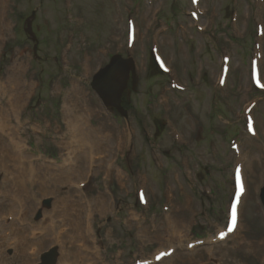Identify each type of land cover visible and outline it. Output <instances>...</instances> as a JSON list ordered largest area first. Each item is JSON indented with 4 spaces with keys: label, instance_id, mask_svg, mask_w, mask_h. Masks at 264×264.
Here are the masks:
<instances>
[{
    "label": "rangeland",
    "instance_id": "374dc122",
    "mask_svg": "<svg viewBox=\"0 0 264 264\" xmlns=\"http://www.w3.org/2000/svg\"><path fill=\"white\" fill-rule=\"evenodd\" d=\"M60 1L62 0H43V2L41 3L40 0H0V40L3 39L0 43V66H1L0 69L3 68L4 66L3 64H5V62L8 64V60L11 57V54L13 55V53H15V50L14 49L12 50L11 48L17 47L16 49L19 50L20 56H22V58L24 59L26 69L31 68L30 71L32 73V79L34 82V85L31 88V91L27 99V103L29 102L30 106L26 107L23 110L24 113L26 112L29 113V118L23 116V119L26 118L27 121L30 119V122L29 124L25 125L24 130L21 131L20 134L26 145L27 150H29L31 153H35L36 156H32L30 154L31 157L28 156L29 159L26 160L25 164L22 158H18L16 162L19 165V172H21L23 170V167H25V169L26 168L28 169L29 162L33 163L32 166L37 167L38 163L36 162V160L38 157H41L43 159L44 158L48 159V161L44 162V164L42 162H39L42 168V174H44V178L42 176L44 181L46 176L52 177L59 173L60 176H62L63 171L65 173L67 169L62 167V165L65 164V161H63L62 163V160L65 159V154H66L65 149L68 143H70V139L65 141H62V139H60V135L63 134L64 136L66 135V130H64L65 129L64 126L67 125L65 119L67 114H72L73 112L77 114L79 116V122H80L79 125L86 123L87 126L89 125L91 128H96V129L99 128L101 129V127L103 128L104 126V130L101 129V131H110V133H112L114 137H116L118 133L119 134L122 133L124 140H126L127 137L126 135L127 125L124 124L125 120H123V118H121L120 115L117 114L116 112L109 114L102 107L96 95L91 90L89 84H87L88 79L92 77V74L96 71L97 67L107 63L106 62L107 54L100 56L99 54L96 53H88L86 55L87 58L86 64H83L85 66H81V56H80L81 53L77 51V45L79 39H76V37L78 31L80 30L84 33L82 34V36L85 39H87V41L90 43L92 39L97 40V36L94 33H98L99 31L103 30L106 25L107 30L109 31L108 34L110 33L112 34L110 35L112 36L111 37V39L113 40L112 42L118 43L119 41L117 39H119L126 32L125 31L126 24L124 25L126 16L122 12V10L125 8L127 12L126 14H129L128 19H131L132 13L134 12L132 9L134 8L133 5L135 4V0H72V2L69 5L68 11H65L64 8L62 9V5ZM137 1L139 3V8H137L138 15L135 18L137 41L135 43V53H134L135 56L133 55L132 56L134 57L137 63V71H138L137 80L139 81L138 83L139 85L137 86L135 91H133L131 88H128L127 92H125L123 95V99L125 104H127V102L131 104V106H129L128 109L126 108L128 111V117L133 116L136 111L138 113H144V118L149 124L152 122L151 124L153 125L152 131L151 128H149L151 133L147 131V134L151 137V139H153V135H155L153 133L156 132V126H154L153 123V121L155 122L156 112L160 111V113H162L163 110L167 108L160 107V104L159 103L156 104L157 102L154 100L153 97L150 98L148 96V93H152L153 95L156 94L158 88L154 89V87H152V89H149L150 87L149 84L152 86L154 84L153 80L155 78H153L152 76H148L147 64H146V61H148V56L146 55L145 47L142 49L141 47L146 46L148 42L151 43L152 40L157 39L151 34V30H148L147 27L149 25L150 26L153 25L154 22L153 20L157 17L158 15L157 11L159 10V8L160 7L163 8L165 12L168 13L169 15L168 17H166L165 23L170 25V28L169 30H167L165 26L160 25L158 30L162 31V33L160 36H158V39L162 47L161 48L159 46L161 48L160 53L163 55L165 60L167 59L170 65L172 64L174 65L175 63H177V66L181 67L183 73L190 68L199 69L201 65H205L207 66L205 68H207L210 74L213 76V74H216L218 71V58L214 51L209 50L207 55L204 56L202 62H200V59L202 57L201 53H203V49L201 45L199 46L201 53L197 49V51L195 50V55L193 54L191 49L193 43H190V45L188 44L187 46H183L182 43L178 44L181 45L180 51H177L176 48L171 46L170 33H173L174 36L176 35L177 24H180L182 28L191 30V27H188L186 25L187 23L186 14L187 12L190 11L188 7L189 0H137ZM228 3L229 0H203L202 2L203 5L205 4L204 7L215 8L218 14V18L222 20V24L223 23L225 24L226 19L229 20V18H225L226 17L225 13H224V18H221L222 10L226 7L229 8ZM247 7L248 5L240 6V11L238 16L239 21L237 23V27L241 31L243 30V32L244 31L249 32L251 30L250 21L248 20L249 11L247 10ZM36 8H37V15L33 23V30H35L36 32V27L39 28L38 32H36V35L40 43L39 45L40 52H38V56L40 57V59L34 58V53L32 50L33 45L26 40V36L23 33L24 20L27 17H29L30 13L34 11V9ZM80 10H83V15L85 16L84 19L86 26L84 29L79 28L78 22L74 20L75 17H79L77 15V12L80 14ZM172 10L176 12L175 15H170L173 13ZM261 16L264 18V15ZM5 23L7 26H5ZM46 28H49L50 30L47 31ZM147 30L149 31V35L151 37L150 41L147 36ZM85 34L89 38H87ZM192 35L194 38L198 39L197 35L193 33ZM24 39H25L24 46H20V42L23 41ZM68 41L72 42L71 50L68 47H66L67 46L66 43ZM99 41H100L99 46H103L105 42H107V35ZM121 42H123V40ZM194 45L195 47L198 46L199 41L194 42ZM240 45H239V49L238 50L236 49L237 51H235L234 53L235 58L233 59L231 64L232 66H236L237 68L240 66L239 72L243 74V77L245 79V72H246L247 64H249L248 62L249 59L246 55L243 54V49L241 48ZM64 47L65 50L63 51ZM56 59L60 63L62 70H59L60 69L59 64L56 65L55 63ZM63 61H67L69 63L68 68L66 66H63L62 64ZM88 61L89 63L87 64ZM203 62H205L206 64H204ZM57 66L59 69L57 68ZM263 75H264V71H263ZM4 76H6L5 73ZM51 77H53L52 79L58 77L56 80L57 83H55L56 84L55 99L57 100L55 104L59 107V116L61 117L60 120L61 122L58 123L55 122V119H51V117L48 115V113L50 114L49 99L53 98L51 100H54V95L50 94V98L47 95L48 98L47 100L45 99L44 96V91L46 90V87L48 86L50 81L49 79ZM155 84L153 86H155ZM31 85H32V81H31ZM40 91L43 93V95H41L42 98L39 103V106L35 110H31L30 112V108L35 105L38 97V93ZM208 94H211V92L208 91ZM67 95L70 96L66 98ZM127 96H129V99L127 98ZM169 96L171 99L173 98L174 100L173 105L175 106L176 104L175 110L177 109L181 111V108L183 109V105L185 104L189 105L188 102L190 101V98L188 97L187 94L178 95L177 93H174V95H169ZM1 103H4V101ZM66 103H68L69 107H72L71 113H68L66 111L65 109ZM125 104H123L124 107H126ZM4 110L5 112L7 111L6 108H4ZM209 110H211L210 103L207 102V111ZM37 112L41 113V115L43 116V121L45 122L43 125L45 126V129H43V132L40 134L37 133L38 130H36V128L34 127L36 122H39L38 120L39 115H37ZM148 112H149L150 120L147 118L146 115ZM54 114L57 115V112L55 111ZM10 118L14 119L13 116H10ZM133 122L135 123V120H133ZM11 124H14V120H12ZM180 126H182V122H180ZM129 127H128V131L130 129H133L132 132L135 133L134 134L135 136L134 138L131 137L128 138L125 145H123L122 147L123 148L122 152L130 150V146L133 145L132 148L134 147V153H136V155L139 157L140 156L142 158L144 157L143 164H145L146 173L150 176H154L155 170L153 168V165L151 164L152 163L150 161L151 157L149 155V150H148V148L151 147L147 148V145L144 141V137L141 131L140 133H137V131H135L134 126H132V124ZM88 135L90 137H93L91 134ZM0 140L2 141L0 142V149H1L0 152L2 153V150L3 151L7 150V148L10 147L8 145L5 146L4 140L2 138H0ZM92 140L95 141L96 138L93 137ZM111 140L112 139H110L109 142ZM156 140L157 143L159 144L158 147L161 146L164 148L165 146L169 145V141L166 135L162 132H158L156 134ZM112 145H114V142ZM108 146L111 145L109 144ZM256 151L257 152L254 156L255 160L253 162H249V166H248L249 169L247 170V173L250 172V174L248 175L249 178L247 177L249 189H248V195H246V197L244 198L240 209V216H241L240 228L237 235L234 236L225 245L226 248L229 249V251L223 253L227 255L226 258L227 260L230 261H231L230 256L233 254L229 252L236 250L237 243H242L240 242V240L243 239L244 237L243 235L248 234L249 239L251 240L249 245L250 247L248 248H246L245 246L241 247V250H245V251L247 249L248 251L254 250L257 247V244L253 242V240H259L262 237H264V216L260 208H258L259 205L255 198V188L251 187V183L255 182L256 184L259 181V171L256 169L255 166L256 162L258 161L257 160L258 157L256 155L259 154L258 152L264 153V147H258ZM99 152L102 153L103 151H99ZM84 155L86 156L85 151H83L79 156V158H81L78 161L79 165L83 164L82 157ZM114 155L115 154H113L112 157H114ZM14 157L15 156L11 152L8 157V160L5 163L0 164V172L3 171L1 166L8 167L14 165V162L12 161ZM147 158L149 159V161L147 160ZM207 159H208V163L212 164L209 156H207ZM222 159L223 160L221 163H216L212 165L213 167L212 174H215V169L218 168L220 164L225 165V163L229 162L227 158H222ZM131 161L132 159L129 158V162ZM146 162L149 163L147 164ZM98 164L100 163H97L95 166H97ZM118 171H120L121 173V178L118 175ZM78 172L80 174H75V175L76 176L79 175L83 177V171L79 170ZM176 172L178 171L174 167L173 175ZM64 173H63V177H64ZM93 174L95 179L92 182V186L89 191L84 193L81 191L80 192L69 191L66 188L63 189V193L65 194V196L68 197L70 195L69 198L75 200L74 207L77 210L84 207L82 206L83 204L81 205L83 201L82 196L88 194L90 191L96 193L102 191L108 194L109 189L114 184H119L121 188L124 185H127V188L125 187V190L129 188L128 186L129 174L126 170L125 162L123 165L120 164V162H114L113 164H111L109 177H108V172H106L103 168L97 169ZM4 179H5V175L3 176L0 175V182L1 181L3 182ZM50 179L51 178H48V180ZM81 180L82 178L79 181ZM152 180L153 181H151V179L150 181L147 180V182H150L151 187L153 188L156 187L154 185L155 178L152 177ZM169 183L171 185L173 184L175 188L179 185V182H176V179L173 177L169 180ZM214 184L216 185L223 184L222 189L224 191H227L228 190L227 185H229V180H227L226 178L217 177L216 183ZM88 185H89V180L86 186ZM181 185H183L182 189L185 195L188 197L189 204L187 205L186 209L181 212L180 215L187 218L191 213L194 214L198 210L200 200L193 194L195 192L194 187H190V186L188 187L182 182ZM64 187H66V185H64ZM125 190H122V195L124 197L126 196ZM226 197L228 198V196ZM4 201L6 204L9 205L11 199H9V201L8 199ZM0 202H2V200ZM79 203H80V207H77ZM129 208H130L129 200L127 199L125 202H122L120 204L113 203L111 212L109 213L107 212L106 214H103V216H97L96 228H94V236L96 237V233L100 232L99 236L102 237V235H104L105 233V229L112 231L111 235H113L114 233L120 234L125 229L136 227L130 221V218L128 219L129 221H127L130 222L129 225L123 226V224H125V221L124 219H121V217L122 215H125L126 213L129 212ZM175 209L176 208L172 210L173 213L175 212L174 211ZM81 215L82 213L80 212V217ZM243 220L244 221L250 220L253 223V225L255 222L253 229L252 230L249 229L250 231H246ZM24 242L26 243L25 240ZM49 244L50 243H47L43 247V249H47L51 247V245ZM221 248H222L221 246L218 247L205 246L202 247L201 249L196 250L192 254L190 253L188 254L185 251H181L177 253L175 258L172 259V261L169 260L164 262L163 264H169V263L170 264H210V257L212 258L215 257L216 253L221 252ZM261 249H260L261 253L259 252L260 256L264 254V245L261 247ZM99 252L101 254V259L98 260L97 262L95 261V264H106L105 262L100 263V261L103 259L109 260L111 258V255L109 254V251L107 250V246L105 243L103 242L101 243L99 247ZM103 253H105V255ZM251 254L252 256L249 259H247L245 262L249 264H256V260H258L259 257L257 255L254 256L253 255L254 253ZM231 262L236 263V261H231Z\"/></svg>",
    "mask_w": 264,
    "mask_h": 264
},
{
    "label": "bare ground",
    "instance_id": "6f19581e",
    "mask_svg": "<svg viewBox=\"0 0 264 264\" xmlns=\"http://www.w3.org/2000/svg\"><path fill=\"white\" fill-rule=\"evenodd\" d=\"M23 70V66H22V62L16 63L14 66L11 67V69H7L5 74L6 76H4L11 84H12V90L14 92L10 93V97H14V101L13 104L11 105V112L12 114H8L7 111L5 112L4 108H2V116H3V120L1 123V129H5L8 128L10 126V128L12 130L17 129V126L14 124H11L13 118L11 119L10 116L14 117V120L17 121V124H20V121L18 120L19 117V113L21 111V106L24 105V101H23V95L25 93V90L29 87V82L25 81V79L21 76V71ZM25 76V75H24ZM30 86H31V80H30ZM1 96V95H0ZM3 97V96H2ZM4 98V97H3ZM1 103V102H0ZM14 110H16V113H14ZM7 125V126H6ZM71 125V123H70ZM18 133H11V135L15 138V139H20L17 135ZM72 134L76 135L79 139V146L80 148L83 149V151H85L86 156L84 155L82 157L83 160V164L79 165V162L73 167L71 166L69 170H66L64 175H67V183H70L71 177L69 176V174L72 173H79V170H82L83 173H85L86 169L88 167H90L92 165L91 163V159L88 161L91 153L93 151H103L104 152H108V149L105 147V143L106 142H101L98 141L97 139L94 141L92 140L93 137L98 136L100 134H103L101 131L99 130H93L91 129L89 126H87L86 123L82 124L81 129H73ZM88 134H91L93 137H90ZM1 138V137H0ZM6 138V139H5ZM14 138L10 139L9 136L6 134L4 138H2L3 140L9 141L11 142V147L7 148V150H2V153L0 152V164H2L5 160H8V157L10 155L11 152L15 151L16 155L14 154V159L12 160L14 162V164H17V170H16V174L17 172L19 174H17L16 179H15V184L14 187L17 188V193L13 194L10 196V198H14L15 201H13V211L14 214L16 213L17 218L18 215L23 211L21 205L25 204L26 201L29 200L30 196H31V188L29 187V185H32L31 180L36 179L37 177H39L42 173V168L40 165H38L37 167L32 166L33 163L29 162L28 163V169L25 167H23V170L21 172H19V165L16 162V160L18 158H22L24 164L26 163V160H28V156L24 155L25 151H24V146L18 142L15 141ZM110 139H114L113 137H109L106 141L107 143L109 142ZM0 142H2L0 140ZM1 150V149H0ZM9 152V153H8ZM14 153V152H13ZM5 159H4V156ZM91 158V157H90ZM81 158H79L80 160ZM21 160V159H20ZM20 163V161H19ZM23 166V165H21ZM25 166V165H24ZM86 166V169H85ZM27 170V171H25ZM118 175L121 178V173L118 171ZM69 177V178H68ZM60 181H64L63 177H59L58 178ZM20 182H17V181ZM42 178L40 177L35 186H41L42 185ZM9 183L5 182L4 186L1 187L2 191L7 194L10 191V188L8 187ZM12 186V188H14ZM24 190V191H23ZM47 190H42L41 192H45ZM70 196V195H69ZM69 196H65L64 198H59V203H61L63 205V209L64 211L66 209H70V206L72 207V205H75V201L72 198H69ZM83 203V201H82ZM99 206H101L102 208L105 207V205L107 204V200L105 199H100L98 201ZM15 205H19L18 207H16ZM93 206H96V204L94 203ZM63 209L61 212H63ZM84 210V209H83ZM80 212L81 209L77 210H73V212L70 215V218L68 219V223H69V235L67 237L68 242H70L72 244V251L74 253L75 260L73 261L72 259H70L67 254L66 251L64 249V244L63 241H61V264H77V249H76V243L80 242L79 240H87V236L85 234H83L82 232V236H81V230L84 231L83 227L88 225V221L86 219L80 218ZM77 216V217H76ZM76 217V219H75ZM26 220V217L24 215V221ZM77 220V221H76ZM76 222V223H75ZM50 224V223H49ZM58 227V226H57ZM31 229V230H30ZM30 229H26L25 227L23 228H18L15 227L14 222L8 226V227H3V236H0V243H2L4 245V243L6 244L7 241V237H9V235H12L15 238V242L13 243L14 247L13 249L16 251L15 257L11 260H6L7 264H30L36 257V250H38L40 247H43L46 245V241L48 237H43L40 238L34 242H30L28 239V236L31 235V233H33L34 231L37 230H41L43 231L46 236H52L53 235V239L52 242H54V238L56 240H61L57 234H56V230H54V227L52 226H46L45 228L39 229L36 227H31ZM1 230V228H0ZM32 231L29 235V233H27V231ZM49 233V234H48ZM2 234V233H0ZM70 236V239H68ZM24 240L26 241V243L24 242ZM86 244H88L86 242ZM88 247L86 248V250L83 251H78V256L80 258H87L88 254L86 253ZM5 262L3 261V257L0 256V264H4Z\"/></svg>",
    "mask_w": 264,
    "mask_h": 264
},
{
    "label": "water",
    "instance_id": "95a60500",
    "mask_svg": "<svg viewBox=\"0 0 264 264\" xmlns=\"http://www.w3.org/2000/svg\"><path fill=\"white\" fill-rule=\"evenodd\" d=\"M130 70L127 62L115 58L92 84L107 105L119 107L120 96L125 90Z\"/></svg>",
    "mask_w": 264,
    "mask_h": 264
},
{
    "label": "snow or ice",
    "instance_id": "6c2138e0",
    "mask_svg": "<svg viewBox=\"0 0 264 264\" xmlns=\"http://www.w3.org/2000/svg\"><path fill=\"white\" fill-rule=\"evenodd\" d=\"M235 224V209H233V225ZM231 230V229H230Z\"/></svg>",
    "mask_w": 264,
    "mask_h": 264
}]
</instances>
